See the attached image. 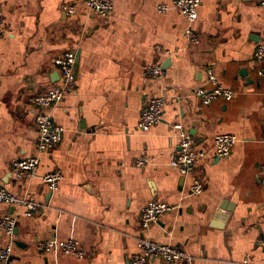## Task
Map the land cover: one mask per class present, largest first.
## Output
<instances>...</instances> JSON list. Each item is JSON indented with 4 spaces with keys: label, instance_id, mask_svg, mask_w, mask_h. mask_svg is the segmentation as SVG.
Returning a JSON list of instances; mask_svg holds the SVG:
<instances>
[{
    "label": "crops",
    "instance_id": "0c3cea01",
    "mask_svg": "<svg viewBox=\"0 0 264 264\" xmlns=\"http://www.w3.org/2000/svg\"><path fill=\"white\" fill-rule=\"evenodd\" d=\"M83 1L0 0V184L43 206L26 217L0 202V219L18 216L7 264H130L141 239L183 249L194 264H264V62L255 58L264 9L257 0H204L193 24L156 9L173 0H113L106 24L61 11ZM190 27L199 46L187 40ZM70 50L80 55L76 91L50 110L62 140L40 156L32 179L19 181L12 164L35 154L38 142L31 99L59 84L54 61ZM150 63L163 68L162 79L144 76ZM208 66L235 90L233 99L196 98ZM153 97L166 98L163 122L142 132L140 115ZM176 123L206 152L193 174L205 186L198 196L189 195L191 177L171 165L180 151ZM217 134L238 138L227 159L214 153ZM55 171L63 179L50 194L43 176ZM153 200L178 209L144 230L141 210ZM71 238L86 258L36 251L38 242Z\"/></svg>",
    "mask_w": 264,
    "mask_h": 264
},
{
    "label": "built area",
    "instance_id": "2783aa9c",
    "mask_svg": "<svg viewBox=\"0 0 264 264\" xmlns=\"http://www.w3.org/2000/svg\"><path fill=\"white\" fill-rule=\"evenodd\" d=\"M204 0H173L171 3H160L156 9L160 13L170 11L180 12L186 20L193 24L196 21L198 10ZM259 6L264 9V0H257ZM114 10L113 0H84L81 4L67 2L61 5V11L69 18H74L80 14H89L97 20L106 24L109 22L110 15ZM4 21V11L0 6V39L3 31L1 25ZM187 40L194 46L201 44V39L197 36L195 30L190 27L186 32ZM255 58L260 63L264 62V44H259L255 51ZM76 59L77 52L70 50L57 56L54 63L59 73L60 82L51 86L31 99L36 107V123L38 130V142L35 154L31 157L15 161L12 164V173L19 181L32 179L41 164V155L52 150L62 140L63 128L56 126L50 110L60 104L70 94L76 91ZM207 86H203L195 91V96L203 104H209L217 99L231 100L235 97V90L222 84L212 66L206 69ZM163 68L156 63H150L144 68V76L150 79H162L164 77ZM166 98H150L144 110L141 112L138 122V129L142 132H148L154 126L163 122ZM173 130L179 137V153L173 158L171 165L176 168L180 174L187 178L191 177V186L189 188L190 196H198L204 192L203 181L193 176L195 168L200 160L206 157V152L198 148V145L192 135L181 124L173 125ZM238 142L237 136L233 134H217L214 137L213 150L220 159L230 157L235 145ZM144 160L140 161L143 164ZM63 176L59 171L51 172L43 176V183L48 187L50 193L58 191ZM260 184L264 188V164L260 167ZM0 202L12 208L23 210L26 217L34 216L41 211L43 206L34 197L28 194H14L9 192L0 184ZM178 206L162 201H150L141 210V226L147 230L160 219L175 210ZM18 225V216L7 213L0 219V229L7 239V244L0 247V262L7 264L14 252L15 233ZM260 246L264 248V235L260 238ZM138 253L132 255L130 264H154L161 262L163 264H194V258L188 252L173 245L162 244L152 240L141 239L138 244ZM36 251L40 254L59 253L65 256L77 259L86 258L87 254L80 246V243L71 238L67 241L57 239L38 242ZM248 263L247 261L245 262Z\"/></svg>",
    "mask_w": 264,
    "mask_h": 264
},
{
    "label": "water",
    "instance_id": "95a60500",
    "mask_svg": "<svg viewBox=\"0 0 264 264\" xmlns=\"http://www.w3.org/2000/svg\"><path fill=\"white\" fill-rule=\"evenodd\" d=\"M79 53H77V59H76V66H75V68H76V77H77V69H78V65H79ZM50 194H52V193H50Z\"/></svg>",
    "mask_w": 264,
    "mask_h": 264
}]
</instances>
